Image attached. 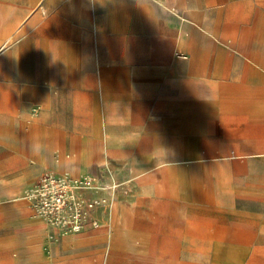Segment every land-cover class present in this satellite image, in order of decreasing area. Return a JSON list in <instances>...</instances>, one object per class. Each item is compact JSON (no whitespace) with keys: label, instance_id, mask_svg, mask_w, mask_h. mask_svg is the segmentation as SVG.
<instances>
[{"label":"crops","instance_id":"obj_1","mask_svg":"<svg viewBox=\"0 0 264 264\" xmlns=\"http://www.w3.org/2000/svg\"><path fill=\"white\" fill-rule=\"evenodd\" d=\"M25 18L46 39L29 75L0 76V264H191L165 244L264 242L263 61L214 47L184 0H0V52ZM47 170L129 192L55 240L24 194Z\"/></svg>","mask_w":264,"mask_h":264},{"label":"rangeland","instance_id":"obj_2","mask_svg":"<svg viewBox=\"0 0 264 264\" xmlns=\"http://www.w3.org/2000/svg\"><path fill=\"white\" fill-rule=\"evenodd\" d=\"M193 5L204 15L206 20L213 26V36L209 42L214 46H222L231 53H236V49H250V52L264 62V0H184ZM170 9L176 6L175 2L167 3ZM40 7V5L38 6ZM41 10V9H39ZM205 20V19H204ZM19 32L15 34L13 41L0 52V76L6 74V68L10 69L12 64H18V70L29 75L32 69L29 66L30 49L32 42H43L37 46L45 44L46 35H30V19H23V25ZM179 30H177L178 33ZM180 32V31H179ZM2 36V34H0ZM202 37V36H201ZM35 39V41H34ZM172 48L171 55L175 56V49ZM225 50V53H229ZM22 52V55H20ZM27 54L23 57V53ZM226 60L225 64L227 63ZM1 80V79H0ZM8 83L0 82V96H3L5 86ZM25 82H16V87L28 85ZM221 85V82H220ZM264 85V84H263ZM261 170V177L264 183V162L257 163ZM263 205H257V212H264ZM181 238V237H178ZM169 250L179 257L188 258L186 261L196 264H264V242L257 243H187L172 242L165 244ZM223 249L238 254L242 263L230 260H212L216 249ZM179 259L182 261L183 259ZM196 258V260H194Z\"/></svg>","mask_w":264,"mask_h":264},{"label":"built area","instance_id":"obj_3","mask_svg":"<svg viewBox=\"0 0 264 264\" xmlns=\"http://www.w3.org/2000/svg\"><path fill=\"white\" fill-rule=\"evenodd\" d=\"M175 55L188 57L183 52ZM118 188L129 192V188L106 176H74L47 170L24 194L35 212L53 229L50 236L58 240L62 236L78 234L88 226L99 227L101 214L109 209L113 192Z\"/></svg>","mask_w":264,"mask_h":264},{"label":"bare ground","instance_id":"obj_4","mask_svg":"<svg viewBox=\"0 0 264 264\" xmlns=\"http://www.w3.org/2000/svg\"><path fill=\"white\" fill-rule=\"evenodd\" d=\"M65 172H68V173H70V174H72V175H77V176H82V175H85V174H87V173H83V174H74L72 171H70V170H64ZM102 171V170H101ZM89 173V172H88ZM101 173L102 172H100V173H98V174H95V173H92V174H95V175H101ZM115 198V197H114ZM114 198L112 199V201H111V203L113 202V200H114ZM111 205V204H110Z\"/></svg>","mask_w":264,"mask_h":264}]
</instances>
